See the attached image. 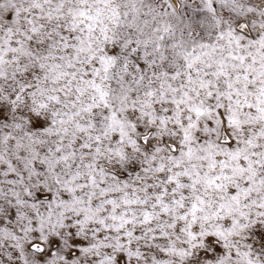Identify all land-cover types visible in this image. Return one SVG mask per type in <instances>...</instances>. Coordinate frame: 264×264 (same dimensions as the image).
I'll return each instance as SVG.
<instances>
[{
  "label": "snow or ice",
  "instance_id": "snow-or-ice-1",
  "mask_svg": "<svg viewBox=\"0 0 264 264\" xmlns=\"http://www.w3.org/2000/svg\"><path fill=\"white\" fill-rule=\"evenodd\" d=\"M0 264H264V0H0Z\"/></svg>",
  "mask_w": 264,
  "mask_h": 264
}]
</instances>
